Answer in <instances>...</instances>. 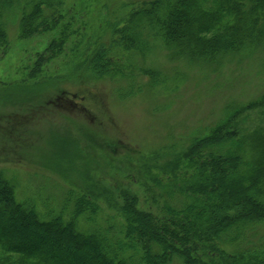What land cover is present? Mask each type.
<instances>
[{
	"label": "rangeland",
	"instance_id": "obj_1",
	"mask_svg": "<svg viewBox=\"0 0 264 264\" xmlns=\"http://www.w3.org/2000/svg\"><path fill=\"white\" fill-rule=\"evenodd\" d=\"M26 1L0 14L7 38L0 43V176L16 200L51 217L93 198L99 209L79 228L113 241L123 193L156 216L182 207L171 182L184 170L191 139L206 135L225 108L264 91V47L212 64L175 56L144 17H130L151 0H36L50 26L28 37L20 18L34 0ZM124 26L128 36L118 33ZM98 51L99 66L91 64ZM260 236L264 230L253 239ZM263 259L251 253L213 264Z\"/></svg>",
	"mask_w": 264,
	"mask_h": 264
},
{
	"label": "trees",
	"instance_id": "obj_2",
	"mask_svg": "<svg viewBox=\"0 0 264 264\" xmlns=\"http://www.w3.org/2000/svg\"><path fill=\"white\" fill-rule=\"evenodd\" d=\"M15 2L0 0V14ZM31 3L20 18L21 34L28 37L50 26L42 18L44 2ZM130 17H144L167 50L192 63L212 64L264 47V0H151ZM123 29L118 33L128 36V27ZM5 38L0 24V43ZM133 43L130 38L127 47ZM103 57L104 51L96 52L91 64L99 66ZM206 132L191 139L184 170L171 182L184 198L182 207L166 206L156 216L123 193L114 207V241L79 228L80 218L99 209L93 198L78 199L69 215L63 209L43 217L17 201L0 176V264H213L217 258L264 255V236L253 239L264 230V91L225 108Z\"/></svg>",
	"mask_w": 264,
	"mask_h": 264
}]
</instances>
